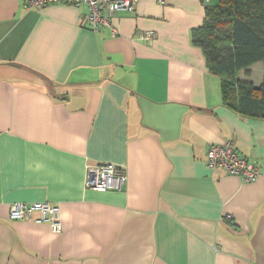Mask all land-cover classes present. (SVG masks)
<instances>
[{
	"label": "crops",
	"instance_id": "crops-1",
	"mask_svg": "<svg viewBox=\"0 0 264 264\" xmlns=\"http://www.w3.org/2000/svg\"><path fill=\"white\" fill-rule=\"evenodd\" d=\"M205 5L139 0L93 32L84 5L0 0V264H264V118L223 104L191 41ZM230 141L254 182L208 169ZM101 163L123 191L85 187ZM37 202L60 231L8 218Z\"/></svg>",
	"mask_w": 264,
	"mask_h": 264
},
{
	"label": "trees",
	"instance_id": "trees-1",
	"mask_svg": "<svg viewBox=\"0 0 264 264\" xmlns=\"http://www.w3.org/2000/svg\"><path fill=\"white\" fill-rule=\"evenodd\" d=\"M192 44L217 77L223 104L242 115L264 118V0H210L202 24L191 31ZM261 64L262 81L254 86L238 78Z\"/></svg>",
	"mask_w": 264,
	"mask_h": 264
},
{
	"label": "built area",
	"instance_id": "built-area-1",
	"mask_svg": "<svg viewBox=\"0 0 264 264\" xmlns=\"http://www.w3.org/2000/svg\"><path fill=\"white\" fill-rule=\"evenodd\" d=\"M139 0H24L26 9L38 10L48 5L64 4L78 7L84 5L87 8L86 21L93 32H99L104 28L113 30L111 24L115 13H132ZM170 0H157L160 4H166ZM210 0H205L208 4ZM145 39L152 42L154 34L147 32ZM207 167L210 170L221 169L224 173L237 176L244 183L254 182L258 177V169L255 163L238 155L233 143L224 145H212L207 151ZM126 184L125 173L113 164L101 163L87 167L85 187L95 192L123 191ZM60 209L57 205L47 202L41 203H13L9 207L8 218L11 220L31 221L37 224H48L53 232L61 229L59 219Z\"/></svg>",
	"mask_w": 264,
	"mask_h": 264
},
{
	"label": "rangeland",
	"instance_id": "rangeland-1",
	"mask_svg": "<svg viewBox=\"0 0 264 264\" xmlns=\"http://www.w3.org/2000/svg\"><path fill=\"white\" fill-rule=\"evenodd\" d=\"M257 67H259L262 70V65L261 64H258ZM254 75H255L254 77H256V75H258V74H256V70L254 71ZM254 77L252 75V78L255 80V82H257L258 79L262 80V73H261V71H260V74L258 75V79H257V77L256 78H254Z\"/></svg>",
	"mask_w": 264,
	"mask_h": 264
}]
</instances>
